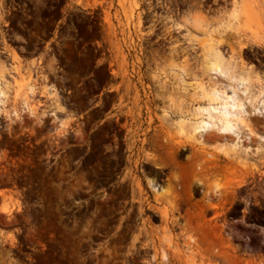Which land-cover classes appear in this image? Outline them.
<instances>
[{"label": "rangeland", "instance_id": "1", "mask_svg": "<svg viewBox=\"0 0 264 264\" xmlns=\"http://www.w3.org/2000/svg\"><path fill=\"white\" fill-rule=\"evenodd\" d=\"M9 26L0 264H264V117L188 126L206 42L263 85L264 0H0Z\"/></svg>", "mask_w": 264, "mask_h": 264}, {"label": "bare ground", "instance_id": "2", "mask_svg": "<svg viewBox=\"0 0 264 264\" xmlns=\"http://www.w3.org/2000/svg\"><path fill=\"white\" fill-rule=\"evenodd\" d=\"M201 50L208 58L207 69L213 84L204 93L207 103L196 106V118L188 122L189 129L192 137L196 139L203 138L210 131L231 135L233 136L232 147L235 148L237 143L243 140V137L244 140L250 139L253 134L248 123L250 118L256 115L264 117V83L257 90L250 89L248 76L239 74L230 67L212 41L206 42ZM8 75L10 76V74ZM220 79H225L224 82H221L222 88L215 85ZM5 84L6 78L0 73V103L3 102L6 95ZM245 131L248 132L244 133ZM257 140L264 141V133L257 134ZM148 184L154 191L161 190V186L153 178L148 180Z\"/></svg>", "mask_w": 264, "mask_h": 264}, {"label": "flooded vegetation", "instance_id": "3", "mask_svg": "<svg viewBox=\"0 0 264 264\" xmlns=\"http://www.w3.org/2000/svg\"><path fill=\"white\" fill-rule=\"evenodd\" d=\"M220 1H223V0H220ZM3 25L7 26V24H3ZM3 30H4L5 33H4V35L0 34V43L1 42H6L8 45H10V43H15L17 41L16 37L13 34L10 33V31L12 30L11 26H9L8 28H5ZM15 47L17 49H20L21 46H16L15 45ZM0 52L4 53V51H0ZM5 53H6V55H3V57L6 58L8 52H5Z\"/></svg>", "mask_w": 264, "mask_h": 264}]
</instances>
